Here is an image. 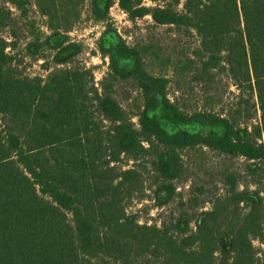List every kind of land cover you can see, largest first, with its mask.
Listing matches in <instances>:
<instances>
[{
  "label": "trees",
  "instance_id": "obj_1",
  "mask_svg": "<svg viewBox=\"0 0 264 264\" xmlns=\"http://www.w3.org/2000/svg\"><path fill=\"white\" fill-rule=\"evenodd\" d=\"M118 3L131 18L149 15L160 25L195 30L203 69L210 73L224 64L255 94L261 117L254 130L262 135L264 0H185L182 11L141 0ZM7 47L0 37V264H264V248L254 245L264 244V202L257 192L217 197L194 230L180 218L139 223L126 213V201L142 180L137 170L118 166L148 156L163 180L157 191L165 195L157 198L164 204L174 195L178 150L204 146L264 163V143L252 140L247 127L232 117L180 109L169 99L168 78L147 73L138 45L121 41L107 52L109 72L100 93L87 69L64 68L43 85L10 76ZM72 48L78 52L80 44H61L58 55L72 54ZM121 59L131 65L122 66ZM131 79L143 92L137 122L110 89L112 82ZM160 118L221 130L171 133Z\"/></svg>",
  "mask_w": 264,
  "mask_h": 264
},
{
  "label": "rangeland",
  "instance_id": "obj_2",
  "mask_svg": "<svg viewBox=\"0 0 264 264\" xmlns=\"http://www.w3.org/2000/svg\"><path fill=\"white\" fill-rule=\"evenodd\" d=\"M22 0L17 6L0 0V37L7 42L12 61L6 65L10 76L31 78L49 83L52 75L64 68L87 69L93 75L94 88L102 92V81L109 72V54L118 42L138 45L145 50L146 71L150 75L168 78L169 99L188 114L215 113L232 117L241 127H247L250 138L264 143V130L257 136L261 111L255 94L246 84L232 79L222 64L205 71L198 62L200 37L193 29L160 25L151 16L131 18L119 6L118 0ZM154 7L171 5L182 11L185 0H141ZM80 44L58 55L60 45ZM77 52V53H76ZM71 56L63 61V56ZM224 55V54H223ZM197 61L189 65L190 61ZM122 66L130 60L121 59ZM104 85H107L105 82ZM113 97L135 116L143 104V92L137 81L112 82ZM257 104L253 108V104ZM134 121L137 122L136 116ZM160 123L169 132L219 133L220 127L195 121L189 127L175 126L163 118ZM181 158L177 177L171 181L174 195L161 204L157 191L163 181L154 171L151 159H124L119 167L133 168L142 180L126 201V213L139 223L162 225L180 218L194 230L204 211L213 207L217 197L233 192H257L264 202V163L241 156L221 154L208 147L197 146L178 150ZM243 206V203L239 205ZM240 211L244 210L240 208ZM263 250L264 244L254 241ZM262 252V251H261Z\"/></svg>",
  "mask_w": 264,
  "mask_h": 264
}]
</instances>
